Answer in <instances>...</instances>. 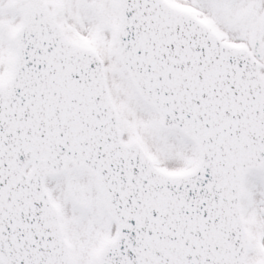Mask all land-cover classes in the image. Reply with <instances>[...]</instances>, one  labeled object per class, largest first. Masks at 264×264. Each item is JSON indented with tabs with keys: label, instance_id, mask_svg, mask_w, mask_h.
I'll list each match as a JSON object with an SVG mask.
<instances>
[{
	"label": "snow or ice",
	"instance_id": "1",
	"mask_svg": "<svg viewBox=\"0 0 264 264\" xmlns=\"http://www.w3.org/2000/svg\"><path fill=\"white\" fill-rule=\"evenodd\" d=\"M0 264H264V0H0Z\"/></svg>",
	"mask_w": 264,
	"mask_h": 264
}]
</instances>
